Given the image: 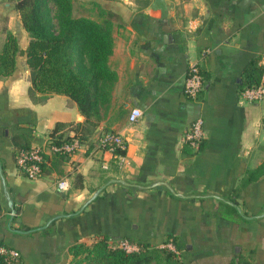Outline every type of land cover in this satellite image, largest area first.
I'll return each instance as SVG.
<instances>
[{
	"label": "crops",
	"instance_id": "0c3cea01",
	"mask_svg": "<svg viewBox=\"0 0 264 264\" xmlns=\"http://www.w3.org/2000/svg\"><path fill=\"white\" fill-rule=\"evenodd\" d=\"M16 1L0 0V49L8 30L21 49L28 44ZM91 4L96 19L112 13L116 79L75 154L53 153L49 143L84 121L76 102L55 92L33 99L23 53L0 77V241L20 251L21 264H68L72 243L102 235L109 244L172 238L178 264H264V173L248 178L264 160V97L239 94L264 61V0ZM190 62L203 75L195 98L183 90ZM134 106L142 113L130 122ZM197 116L203 137L195 149L184 136ZM106 131L126 139L122 164L99 145ZM14 135L43 147L40 176L18 168ZM63 177L67 188L57 185Z\"/></svg>",
	"mask_w": 264,
	"mask_h": 264
},
{
	"label": "trees",
	"instance_id": "16d2710c",
	"mask_svg": "<svg viewBox=\"0 0 264 264\" xmlns=\"http://www.w3.org/2000/svg\"><path fill=\"white\" fill-rule=\"evenodd\" d=\"M15 8L29 41L21 49L17 35L7 31L0 49V77L12 74L17 55L25 54L30 69L29 95L35 100H43L49 93H63L75 101L85 119L71 127L76 137L83 138V133L100 119V108L109 101L116 79V72L108 65L114 45L112 13L104 11L101 19L74 14L72 0H17ZM261 70L262 66L251 68L246 73L243 87L256 85ZM61 125L57 123L56 128ZM18 137H12L17 149L29 148ZM262 173L264 160L248 171V178ZM142 246L133 251L112 247L106 235L91 243L77 241L69 246L71 258L68 264H178L171 249L159 245ZM0 264H7L1 254Z\"/></svg>",
	"mask_w": 264,
	"mask_h": 264
},
{
	"label": "built area",
	"instance_id": "2783aa9c",
	"mask_svg": "<svg viewBox=\"0 0 264 264\" xmlns=\"http://www.w3.org/2000/svg\"><path fill=\"white\" fill-rule=\"evenodd\" d=\"M260 80L256 85L244 86L240 89V96L248 101H257L264 97V61L262 63ZM203 87V75L197 62L188 64L186 75L184 78L183 90L189 98H195ZM142 110L134 106L128 114V120L133 122L141 115ZM203 137V118L197 116L190 123L184 140L191 147L198 149ZM99 145L106 148L114 154L118 164L125 161L126 139L117 131H106L99 138ZM81 146L80 139L74 134L70 139H62L58 142L51 141L49 149L53 153H62L66 155L75 154ZM119 150V151H116ZM15 161L18 168L29 178L38 177L43 172V165L46 161L45 151L41 145H33L27 149H17L15 153ZM59 188H67L69 185L66 177L60 178L57 182ZM112 247H119L126 251L141 249L142 243L128 238H122L110 244ZM161 247L171 249L175 254H179V248L175 245L172 238H168ZM0 254L3 256L7 264H21L20 251L10 245L0 241Z\"/></svg>",
	"mask_w": 264,
	"mask_h": 264
},
{
	"label": "rangeland",
	"instance_id": "374dc122",
	"mask_svg": "<svg viewBox=\"0 0 264 264\" xmlns=\"http://www.w3.org/2000/svg\"><path fill=\"white\" fill-rule=\"evenodd\" d=\"M74 14H91V0H72Z\"/></svg>",
	"mask_w": 264,
	"mask_h": 264
}]
</instances>
